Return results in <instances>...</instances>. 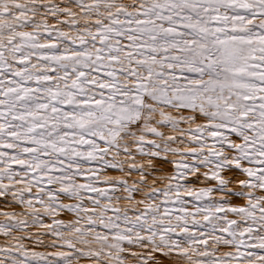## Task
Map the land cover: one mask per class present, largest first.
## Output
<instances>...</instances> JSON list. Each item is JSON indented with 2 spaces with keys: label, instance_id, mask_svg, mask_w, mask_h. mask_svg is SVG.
Wrapping results in <instances>:
<instances>
[{
  "label": "snow or ice",
  "instance_id": "obj_1",
  "mask_svg": "<svg viewBox=\"0 0 264 264\" xmlns=\"http://www.w3.org/2000/svg\"><path fill=\"white\" fill-rule=\"evenodd\" d=\"M0 264H264V0H0Z\"/></svg>",
  "mask_w": 264,
  "mask_h": 264
}]
</instances>
